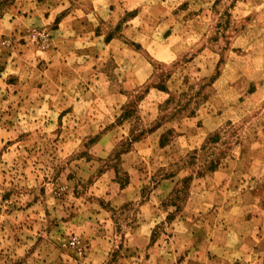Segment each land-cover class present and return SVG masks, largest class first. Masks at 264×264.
I'll return each mask as SVG.
<instances>
[{"label":"rangeland","instance_id":"rangeland-1","mask_svg":"<svg viewBox=\"0 0 264 264\" xmlns=\"http://www.w3.org/2000/svg\"><path fill=\"white\" fill-rule=\"evenodd\" d=\"M0 264H264V0H0Z\"/></svg>","mask_w":264,"mask_h":264},{"label":"trees","instance_id":"trees-1","mask_svg":"<svg viewBox=\"0 0 264 264\" xmlns=\"http://www.w3.org/2000/svg\"><path fill=\"white\" fill-rule=\"evenodd\" d=\"M134 114H135V106H133V105H129V106H127V107H125V108L123 109V114H122L121 118H128V117H130V116H132V115H134ZM141 132H142V131H138L137 133L131 132V134H133L132 139H133V138H136L139 134H141ZM162 137L164 138V136H162ZM161 140H162V139H161ZM161 140H160V143L163 144V141H165V140H162V141H161ZM132 142H133L132 140L128 139L127 142H123V143L121 144V148L123 149L124 152L127 151V150L130 148ZM212 165H213V164H210V167H212ZM210 167H209V168H210ZM187 181H188V178L183 179V180H182V182L184 183V184L182 185L183 187H181L180 189H177L176 191L179 192V191H182L183 189L185 190V188L187 187V186L185 185V183H186Z\"/></svg>","mask_w":264,"mask_h":264},{"label":"built area","instance_id":"built-area-1","mask_svg":"<svg viewBox=\"0 0 264 264\" xmlns=\"http://www.w3.org/2000/svg\"><path fill=\"white\" fill-rule=\"evenodd\" d=\"M30 37L32 41L40 42L42 44V47H44L45 36L43 35V33L33 32L31 33ZM76 242V240H72L70 243L72 245H75Z\"/></svg>","mask_w":264,"mask_h":264}]
</instances>
